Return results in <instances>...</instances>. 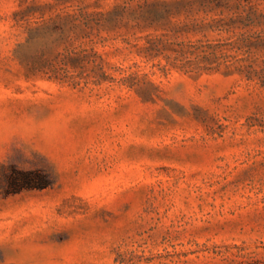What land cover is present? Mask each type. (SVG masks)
I'll return each mask as SVG.
<instances>
[{"label": "rangeland", "instance_id": "374dc122", "mask_svg": "<svg viewBox=\"0 0 264 264\" xmlns=\"http://www.w3.org/2000/svg\"><path fill=\"white\" fill-rule=\"evenodd\" d=\"M0 264H264V0H0Z\"/></svg>", "mask_w": 264, "mask_h": 264}, {"label": "trees", "instance_id": "16d2710c", "mask_svg": "<svg viewBox=\"0 0 264 264\" xmlns=\"http://www.w3.org/2000/svg\"><path fill=\"white\" fill-rule=\"evenodd\" d=\"M49 182L46 176L36 171H24L13 169L8 175V187L6 193H17L24 189H41L46 187Z\"/></svg>", "mask_w": 264, "mask_h": 264}]
</instances>
